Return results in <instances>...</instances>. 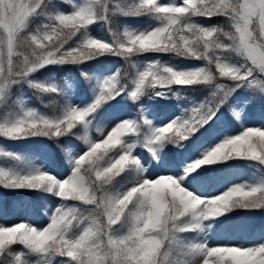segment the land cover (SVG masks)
<instances>
[{
    "label": "clouds",
    "instance_id": "clouds-1",
    "mask_svg": "<svg viewBox=\"0 0 264 264\" xmlns=\"http://www.w3.org/2000/svg\"><path fill=\"white\" fill-rule=\"evenodd\" d=\"M153 2L154 0H149V3ZM205 2L206 0H185L189 9L204 5ZM218 2L221 5L226 4L224 11L217 13V16L228 18L227 28L212 26L201 29L200 25L192 21V16L184 15L182 17L184 26L196 29V31L190 29V37L179 36L173 39V34L169 33L158 42L159 27L138 34L125 29L123 33L113 32V40L121 51L112 54L124 56L127 51L125 46L132 44L138 52L172 53L180 57L207 62L205 67L188 71L161 67L159 62H156L151 65L154 71L149 73L150 89H155L157 86L166 88L182 83L211 84L224 77L225 71L228 72L229 78L238 77L240 67L230 64L225 58L226 53H234L240 58L243 61L241 67L245 66L247 61L253 60L254 56L260 62H264V0H260L259 3L255 0H218ZM27 6V4L19 3L18 0H0V100L5 98L13 86L21 82H27L30 87L41 92H56V88L33 82L28 80V77L39 69L53 64L54 61L73 63L71 59L73 54L77 56L91 54L95 45L102 46L98 50L100 55L103 54V48L110 47L102 40L89 36L86 29L80 31V28L76 27L75 20L71 25L51 27L53 20L50 14L44 11L35 16H46L49 23L38 25L34 30H30L32 22L26 18L21 19L20 15L22 7ZM189 9L164 8L159 11H174L179 14L186 13ZM155 18L161 21L159 16ZM79 22L82 25L83 18H80ZM78 32L82 41L69 50L67 58L64 55L57 56L56 53L73 40ZM90 39L91 44L88 43ZM95 57L97 56L92 58ZM156 95H162V93H156ZM75 109L79 108L69 107L62 115L55 116L42 115L37 110L30 109L19 119L10 123H0V136L12 139L34 136L52 139L62 137L69 133L63 131L66 126L65 117L67 113ZM79 110L87 111V108ZM90 115L92 112H89ZM201 119L208 122L211 117L201 114ZM21 120L24 122L20 123ZM200 123V120H196L195 123L186 120L177 126L173 122L166 126L167 132L163 129H157V131L161 136H166L169 142L178 144V140H187L198 131L196 125ZM78 125H84L85 129L87 128L85 121H79L75 122L70 132ZM131 127L127 121H124L112 128L106 138L100 142L90 141L85 131L83 138L91 144V147L84 155H88L98 144L104 145L112 139L119 141L114 148H120L124 144V137L130 134ZM137 129L138 127L132 129V132H136ZM222 145H227L223 153L225 157L234 158L237 157V153H240V158L258 159L264 162V130L249 128L240 135L217 144L206 156ZM137 163L138 160L131 155V152L125 150L116 159H110L104 171L118 177ZM198 165L199 160L193 162L188 168L189 174L202 166L198 167ZM82 174L89 178L92 175L89 168H84ZM16 176L15 183L40 184L41 189L48 192H52L59 184L60 191L56 192V195L63 194L65 200H79L84 204L92 203L96 206L79 216L76 215L78 210L74 208L65 210L58 217L54 215L51 223L43 231L25 222L12 228L0 227V245L12 239L14 243H22L28 248H43L60 232L65 235L74 234L75 229L79 228L84 220H88L89 224L84 229L88 235L86 251L95 255L103 254L104 257H112L119 253L121 264H125L127 258L136 259L137 264H146L153 251L158 248H164L159 264H166L170 248L178 233L201 227V222L223 215L226 212L222 211L223 209L264 207V203L260 206L256 204L257 199L264 201V192L258 194L242 186H234L216 197H200L184 187L181 178L172 175L160 176L154 181L141 179L135 186L122 193L113 192L110 187L103 185H95L89 189L81 187L78 182L70 185L66 191L64 184L68 183L67 180L58 181L55 176L43 171ZM114 181L115 179L108 186L113 185ZM96 193H100L99 203H97ZM57 213H60V208L57 209ZM69 215L72 217L71 220ZM101 225L110 230L112 225H121V227H127L128 231L124 235H116L119 231L116 228L113 238L105 242L103 237L106 233L101 231ZM49 229L52 231L49 232ZM65 244L69 251L73 250L68 241H65ZM212 253H217L214 260H211L212 264H264V244L249 248L220 246L212 248L209 256H212ZM203 264H210V260H204Z\"/></svg>",
    "mask_w": 264,
    "mask_h": 264
},
{
    "label": "rangeland",
    "instance_id": "rangeland-1",
    "mask_svg": "<svg viewBox=\"0 0 264 264\" xmlns=\"http://www.w3.org/2000/svg\"><path fill=\"white\" fill-rule=\"evenodd\" d=\"M157 2L163 5L182 4V0H157ZM76 5L79 7L85 3L77 1ZM73 10L64 12L70 14ZM151 23L155 24L139 27L132 25L127 30L138 34L159 27L162 22L153 19ZM214 24L222 27L226 25V23H211L207 24L206 27L211 28ZM91 37L111 43V40L104 36L93 34ZM237 60V66L241 67L243 61L238 57ZM199 65L205 67L206 63L201 62ZM195 69L198 68L190 66V68L176 70ZM256 76L258 79L264 80L263 75L257 73ZM220 83L235 88L226 99L223 92L217 87ZM203 84H196L197 86H193V88H197L198 97L202 94L203 100L206 99V101L204 100L205 104H203L205 111L209 108L212 109L214 112L212 116L218 124H203L202 127L198 128V131L189 137L191 140L182 147H170L167 150L156 142L149 145V140L157 129L165 127L173 121L179 120L182 123L190 120L193 110H195L191 107L187 111L184 110V107L179 106L177 112L169 118L154 113L156 107H168L174 104L173 98L164 96V93L168 91L167 88H157L159 93L162 92L163 95L151 97L142 109L145 119L152 120L147 133L148 138L142 143L145 148L143 149L140 142L136 144L137 141L130 133L124 137V144L121 148L112 154V156L118 155L125 148L134 146L131 148V155L138 160L134 179L121 185L117 192L126 191L135 186L141 179L154 181L164 175L181 178L184 187L200 197L207 198L222 195L234 186H242L246 189L264 187V162L250 158H239L241 161L234 164H227L230 162L228 159L224 162L202 165L189 174V166L193 162L203 159L217 144L240 135L249 128L264 130V84L254 85L248 82L236 87L234 82L227 77H222L211 84ZM126 95L127 93L124 96ZM70 107L85 109L89 107V104L86 99L77 97L73 99ZM30 109H33L30 100L15 98L11 88L5 98L0 100V123H10L19 119ZM254 109L258 112L254 113ZM92 115L87 118L86 129L84 126V134L87 131L92 142H100L106 138L107 133L112 128L124 121H134L137 116L135 113L129 112L106 118L99 127L98 134H96L97 130H92ZM85 143L87 144L86 147L69 152V160L64 165L59 161L54 144L44 137L12 139L11 137L0 136V152L5 153V155H0V169L14 175L43 171L63 182L73 175L78 158L90 149L91 144L86 141ZM108 147L110 146L102 148ZM11 206L12 208L7 210L3 198H0V226L12 227L25 222L38 230H43L51 223V218L58 208L65 210L72 208L70 200H65L56 195L55 190L48 192L44 189H34L28 194H23L22 197L15 198ZM232 219L234 218H224L221 215L210 221L201 222L199 228L178 233L170 248L166 264H182L185 261L187 264H201L203 253L197 249L205 245L210 250L220 246L249 248L264 244V212L245 213L236 220ZM117 229L119 231L116 235H124L128 231L127 227H121V225H117ZM7 252L19 258V264H59L54 262L51 256H46L43 253H34L24 257L27 251L22 243L9 246ZM210 264H212L211 260Z\"/></svg>",
    "mask_w": 264,
    "mask_h": 264
},
{
    "label": "trees",
    "instance_id": "trees-1",
    "mask_svg": "<svg viewBox=\"0 0 264 264\" xmlns=\"http://www.w3.org/2000/svg\"><path fill=\"white\" fill-rule=\"evenodd\" d=\"M77 1H83L85 4L88 2V0H75V4ZM52 2L56 5L57 10H60L61 12L73 9L66 2V0H52ZM132 2L133 0H109V20H97L92 25H89L88 29L86 30L88 35L91 36L93 34H97L107 37L109 40H111V42H113L112 32L123 33L125 29L132 25L139 27L155 24L151 23L153 19H156L154 14L149 13L133 16L124 15L121 11H119L120 7H126ZM30 21L32 22L30 30H34L38 25L49 23L46 16H33L30 18ZM192 21L205 28H207V24L211 23H226L224 27L227 28L228 26V18L223 16H214L211 18L192 17ZM160 25H162V23ZM213 26H215V24ZM81 41L82 37L78 35L77 37H74L73 40L69 41V45H66L65 48L75 47ZM225 58L230 64L238 67V60L234 53H226ZM156 62H159V66L161 67H171L175 70L190 68V66H195L199 69L201 68L199 63H207L204 60L184 58L172 53L145 52L135 54L131 57H123L106 52L104 55H100L79 63L50 64L39 69L28 77V80L33 82L43 84L47 87L56 88V92H41L30 87L27 82H21L20 84L12 87V94L15 98L29 99L33 105V109L37 110L42 115H62L63 112L71 106V102L74 98L79 97L86 99L89 106L94 104L97 98L101 95L102 91H104L105 82L112 80L114 77H118L117 91L119 94L113 93V98L107 99L93 113L91 120L92 130H97L96 132H98L102 122L108 117H115L129 112L135 113L137 116L135 117L134 122L137 123L138 129L136 132L131 134H133V138H135L137 141L136 144L138 142L142 144L148 138L147 133L151 125V120L145 119L142 109L144 105L148 103L150 97L157 96L156 93H159V89H147L137 100H133L129 93L134 90L135 81L138 79L139 74L147 70L150 65L155 64ZM193 86L197 85H171L170 87H166L168 91L164 93V96L173 98L174 104L168 107H156L154 113L169 118L177 112L176 110H178L179 106L184 107V110L187 111L188 109H191V107L205 111L203 104H205L206 99H204L205 101L203 100L202 94H200L198 97L197 88H193ZM125 93H127L126 96H124ZM105 94L107 95V93ZM253 112L257 113L258 110L254 109ZM145 121L148 123H145ZM207 123L212 125L218 124L217 120L214 119V116H212V118ZM83 137L84 125H78L76 129L62 137L55 139L48 137L44 138L54 144L59 161L65 165L69 160L70 151L86 147L87 144L85 143ZM190 140V138L187 140H182L180 144H174L169 141L159 144L168 150L170 147H182ZM119 149V147L114 148L112 146L103 149L101 148L98 150L97 154L99 155L106 152L107 156L105 158L107 159L108 156H112V154ZM239 158L240 157L230 158L228 160L230 162H227V164H234L238 161H241ZM224 161L225 160H222V162ZM84 167L87 168V164ZM136 167L137 164L130 166L124 173H121L120 176L115 177L113 185H105V187H110L113 192H117L121 185L134 179ZM109 175L112 174L110 173ZM32 190L34 189H13L4 187L3 184H0V198H3L7 210H10L12 208V202H14L15 198L22 197L23 194H28ZM70 202L72 208L83 209L90 207L83 205L81 201L70 200ZM253 212L263 213L264 207L259 209H230L227 210L223 216L229 218H238L245 213ZM88 224L89 221H84V223L81 224L79 228L75 229L74 234L70 233L69 235L74 237L80 234L83 228ZM22 245L27 251L24 257H28V255L37 253L26 247L24 244ZM45 255L51 256L54 262H58L59 264H75L71 258L66 256H60L55 253H48ZM19 262L20 259L8 254L7 248L3 254L0 255V264H19Z\"/></svg>",
    "mask_w": 264,
    "mask_h": 264
},
{
    "label": "snow or ice",
    "instance_id": "snow-or-ice-1",
    "mask_svg": "<svg viewBox=\"0 0 264 264\" xmlns=\"http://www.w3.org/2000/svg\"><path fill=\"white\" fill-rule=\"evenodd\" d=\"M19 3L22 5L27 4V7H22L21 9V19H27L30 20L31 17L35 16L37 13H40L41 11H44L46 14H50L51 19L53 20V25L51 27H54L56 25L65 26V25H71L73 23V20L76 21V27L80 28V31H84L85 29H88L89 25H92L97 20H109V8L108 3L109 0H88V2L83 6H77L75 4V0H66V2L74 9L71 11L70 14H65V12H61L60 10H57L56 5L52 2V0H18ZM256 3H259L260 0H255ZM225 5H221L218 0H206L204 5H198L196 7H193L189 9V5L185 4V0H182V4H167L163 5L161 3H158L157 0H154L153 3H149V0H133L132 3L128 4L126 7H120L119 11H121L124 15H133L138 16L142 14H154L155 16H159L161 18L162 25L159 26L160 33L158 36V42L160 39L168 35L169 33L173 34V39H176L179 36L184 37H190L191 31H196L195 27H189L186 28L184 26L182 17L184 15H189L192 17H214L217 16V13L223 12ZM189 9L188 12H182L179 14H176L173 12H161L159 9ZM68 17H71L72 19H67ZM83 18V24L81 25L79 22V19ZM157 28V27H156ZM205 28L201 26V29ZM191 29V31H190ZM79 35V32L76 34L75 37ZM113 36V32H112ZM94 38V37H93ZM98 39V38H96ZM102 40V39H100ZM105 45H109L110 47L103 48V54L107 53H119L121 50L118 49L117 44L114 42H106L105 40H102ZM89 44L92 43L91 39L88 41ZM191 46V41H189ZM66 45H69L66 44ZM56 53L57 56L64 55L65 58H67V54L69 50L72 47L65 46ZM101 45H95L93 47L91 54H86L85 56H77L75 54L72 55L71 59L73 63H79L83 62L85 60L92 59L93 56H100L98 50L101 49ZM127 51L125 52V55L123 57H131L135 54L145 53V52H138L132 44H127L125 46ZM121 56L120 54H116ZM64 61H54L53 64L56 63H63ZM154 69L150 65L149 68L139 74L138 79L135 81V88L133 91L129 93L131 98L133 100H137L140 98L141 94L145 92V90L150 89V83H151V76L149 75L150 72H153ZM259 73L261 75H264V62H260L259 59H257L255 56L253 60H249L246 62L245 66L239 68V76L234 78H229V74L227 71L224 73V77H227L229 80L233 81L236 87L241 86L242 84L251 82L254 85H261L264 84V80L258 79L256 74ZM117 84H118V77H114L110 81H106L104 84V91H102L101 95L97 98L96 102L92 105H90L87 108V111H81L79 109H75L67 113L65 117L66 126L64 127L63 131L70 132L72 128L75 125V122L79 121H87V118L89 117V112L94 113L93 110H96L100 107V105L105 102L107 99L113 98L114 94H119L117 91ZM194 83H182V84H173V85H193ZM218 89H220L223 92V96L226 99L227 96H229L232 91L235 90L234 87H228L224 83H220L217 85ZM156 88H161L157 86ZM155 88V89H156ZM107 93V95L105 94ZM162 93V92H160ZM163 95V93H162ZM223 102V101H221ZM203 107V106H202ZM201 114H204L207 117H211L214 115V112L212 109H208L207 111H202L200 109L193 110L191 119L188 120L191 123H195L196 120H200V124H197L196 127H201V124L207 123L205 120L201 119ZM24 121L21 120L20 123H23ZM128 124H130L132 127L129 129V133H133L132 129H135L138 127L137 123L134 121H127ZM175 122V125L179 126L183 124L184 122H180L179 120L173 121ZM173 122L169 124H173ZM145 123H148L145 121ZM168 124V125H169ZM163 129L165 132L168 131V129L165 127L159 128ZM159 137V139H157ZM165 141H168L166 136H161L159 131H155L152 138L149 140V145H151L153 142L161 143L163 144ZM181 140H178L177 143L180 144ZM116 144H119L118 140L112 139L108 143H105L104 145H99L96 148H92L91 152L88 153V155H82L78 158L76 161V167L74 170V173L71 177L67 179L68 183L64 184V188L67 191L69 186L73 183L78 182L81 187L89 188L91 189L95 185H108L115 177L113 175H109L110 173H105L104 169L108 167V163L111 160H114L118 157V155L114 156H107L106 152L97 154L98 150L101 149L104 146H112L114 147ZM91 147V146H90ZM134 146H129L128 148H125L123 151L127 150L131 152V148ZM227 147V145H222L221 147L217 148L215 152H212L210 155H207L206 158L199 160V165H207V164H213L222 160H228L230 157H225L223 155L224 149ZM121 148V147H120ZM0 155H5V153L0 152ZM237 157L240 156V153L236 154ZM83 157V159H80ZM257 160L258 159H253ZM79 161V162H78ZM87 164V168L91 171L92 175L91 177L84 176L83 169L84 166ZM192 165V164H191ZM191 165L189 167H191ZM112 174V173H111ZM94 177V178H93ZM17 180V176L14 174H11L7 171H4L0 169V184H3L4 187L13 188V189H41L40 184H31L25 185L23 183H15ZM65 181V180H64ZM99 182V183H97ZM55 183V182H54ZM56 192L60 191V185L57 184L55 189ZM249 190L255 191L258 194L260 192H264V188H257L253 187ZM63 198V194L61 196ZM96 199L97 203H99L100 200V193H96ZM79 201V200H76ZM264 201H260L257 199V206H260ZM86 207L83 209L80 208H74L78 210L76 212V215L79 216L81 213H85L88 210L94 208L96 205L92 203L84 204ZM228 209H223L222 211H227ZM65 209L60 208V213H57V210L55 211L54 215L58 217L59 215L63 214ZM52 216V218L54 217ZM51 218V221H52ZM72 217L69 215V220H71ZM86 221V220H84ZM88 221V220H87ZM73 223L76 221H72ZM67 223V221L65 222ZM84 223V222H83ZM82 223V224H83ZM4 228H12L8 226H0ZM117 228V225H112L110 230L109 228H104L103 225H101V231L106 233V235L103 237L105 242H107L109 239L113 238L114 230ZM85 228H83V231L74 236L71 237L69 234L65 235L63 232H60L54 239L49 240L48 243L43 248H30L34 252L37 253H55L60 256H66L71 258L75 264H121V257L119 253L114 254L112 257H104L103 254L95 255L90 254L86 251L87 248V239L88 235L84 231ZM43 231V230H40ZM52 229H49V232H51ZM65 241H68L72 247L73 250L69 251L67 245L65 244ZM15 244L12 239L6 240L3 245H0V255L3 254L4 250L8 248L9 246ZM167 247V245H165ZM75 249H79L80 251H76ZM197 251L203 253V259L201 264H203L204 260H214L217 253H212V256H209V253L211 249H207V246H203L202 248L197 249ZM164 252V248H158L155 249L152 253V255L148 258L146 261V264H159L161 255ZM238 258V257H237ZM19 259V258H18ZM125 264H137V260L133 258H127L125 261ZM182 264H187V262H182Z\"/></svg>",
    "mask_w": 264,
    "mask_h": 264
}]
</instances>
